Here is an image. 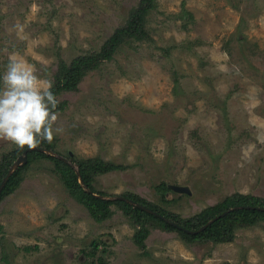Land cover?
I'll return each instance as SVG.
<instances>
[{
    "label": "rangeland",
    "instance_id": "374dc122",
    "mask_svg": "<svg viewBox=\"0 0 264 264\" xmlns=\"http://www.w3.org/2000/svg\"><path fill=\"white\" fill-rule=\"evenodd\" d=\"M139 1L0 0V73L13 54L53 83L77 69L55 93L62 131L40 148L118 165L90 173L88 188L140 197L173 223L234 194L264 199V0H154L146 37L97 57ZM18 148L0 139V173ZM13 173L0 193V264H264V221L213 244L147 217L138 244L140 225L120 205L97 220L52 159L32 153Z\"/></svg>",
    "mask_w": 264,
    "mask_h": 264
},
{
    "label": "trees",
    "instance_id": "16d2710c",
    "mask_svg": "<svg viewBox=\"0 0 264 264\" xmlns=\"http://www.w3.org/2000/svg\"><path fill=\"white\" fill-rule=\"evenodd\" d=\"M154 0H140L138 5L135 8L131 9L130 19L128 20L126 26L124 28L116 29L114 33L103 43L100 52L97 53V57L103 58L108 60L111 58L112 53L114 52L117 45L122 41L124 36L134 37L137 39H142L146 37V32L144 29V20L147 14V11L152 6ZM184 14L189 15L188 11H183ZM63 68V67H62ZM73 70H77L73 68H65L64 72L60 71L59 75L55 78L53 83V92L57 93L60 88H64L67 86H71L73 84L72 77H70V73H73ZM28 146L25 145L23 148H18L14 151L13 155H7V158L4 159V165L1 169L0 173V181L4 175L7 173V169L9 165L16 159L21 152L24 151ZM37 147H45V148H52V143L47 141H42ZM38 154L42 157H48L52 159L54 162V166L57 169L61 180L64 183V186L73 193L74 196L78 197L79 200L86 206L88 211L97 219L103 220L111 216V209L110 205L112 203L120 205V207L124 210L125 213L130 215L134 222L140 225V229L137 231L136 234V241L138 244H142V240L146 235V228L144 227L145 218L151 217L159 221V225L161 227H166L171 231H175L181 234L187 242H206L209 241L210 243H223V242H230L235 238L234 230L236 227L239 226H249L260 221H264V199L258 198L250 195H242V194H234L230 197H226L221 203L216 206H210L201 212H199L193 218L187 220H176V226H172L167 224L164 220L159 217H156L146 211H143L137 207L132 206L128 202L124 200H106L95 197L89 193L84 192L80 184L77 180L76 174L74 170L64 161L46 155L45 153L39 151L28 152L27 157L28 160L30 155ZM72 162L78 164L79 172L83 182L92 189V178L90 173L97 172V171H109L115 168H118V165L103 163L98 158H70ZM17 172V171H16ZM15 172V173H16ZM15 173L10 176L4 187L1 190L2 192H8L12 190V187H15L17 181L15 179ZM94 191V190H93ZM95 192V191H94ZM126 198H130L155 212H158L160 215H163L158 209L154 206L150 205V203L143 201L140 197L131 196V194L123 195ZM242 208H233V207H240ZM251 207V208H247ZM233 208L232 210H229ZM224 211H227L223 216H219L216 218L211 224L206 226L202 231L197 233H188L185 230H197L202 225H204L210 219L220 215ZM167 218V217H166ZM99 243H93V247H98Z\"/></svg>",
    "mask_w": 264,
    "mask_h": 264
},
{
    "label": "clouds",
    "instance_id": "9594fccd",
    "mask_svg": "<svg viewBox=\"0 0 264 264\" xmlns=\"http://www.w3.org/2000/svg\"><path fill=\"white\" fill-rule=\"evenodd\" d=\"M52 89L53 82L42 80L34 65L11 55L0 73V139L34 147L62 131L54 128L59 101Z\"/></svg>",
    "mask_w": 264,
    "mask_h": 264
},
{
    "label": "water",
    "instance_id": "95a60500",
    "mask_svg": "<svg viewBox=\"0 0 264 264\" xmlns=\"http://www.w3.org/2000/svg\"><path fill=\"white\" fill-rule=\"evenodd\" d=\"M31 150H37V151H40V152H47V153H51L49 152L47 149H43V148H40V147H37V146H34V147H27L26 149H24V151L22 152L21 155H19L17 157V159L14 161V163L10 166V168L8 169L6 175L4 176V178L1 180L0 182V192L2 190V188L4 187L7 179L9 178L10 174L13 172V170H15L18 166L22 165L25 161H26V156H27V153ZM56 157V156H55ZM57 158V157H56ZM58 159L62 160V161H65L67 164H69L73 169H74V172L76 174V177H77V180L79 182V184L91 195L95 196V197H98V198H101V199H107V197H103V196H100V195H96L95 193H93L88 187L87 185L83 182L82 178H81V175H80V172H79V169L77 168L76 164H74L73 162H67L66 160H63L62 158H60V156L58 157ZM170 188L173 189L174 191L176 192H184V193H190L188 189H186V187H182V186H179V185H170ZM121 199V200H124L126 202H128L129 204H131L132 206L134 207H137L143 211H146L147 213H150L156 217H159L161 218L162 220H164L166 223L170 224V225H173V226H176L177 225L175 223H173L172 221H170L169 219L165 218L164 216L160 215L159 213L153 211L152 209L132 200V199H128V198H124V197H120V196H117L115 197L114 199ZM243 206H240V207H233V208H242ZM233 208L229 209V210H232ZM247 208H251V207H247ZM260 209H264V208H260ZM227 211H224L223 213H221L220 215L210 219L209 221H207L204 225H202L200 228H198L197 230H185L186 232L188 233H197V232H200L202 231L206 226H208L209 224H211L216 218H218L219 216H223Z\"/></svg>",
    "mask_w": 264,
    "mask_h": 264
}]
</instances>
